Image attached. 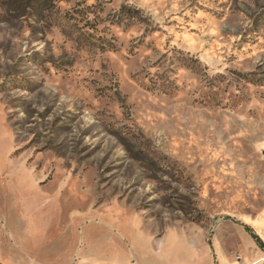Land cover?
I'll return each mask as SVG.
<instances>
[{
  "label": "rangeland",
  "instance_id": "374dc122",
  "mask_svg": "<svg viewBox=\"0 0 264 264\" xmlns=\"http://www.w3.org/2000/svg\"><path fill=\"white\" fill-rule=\"evenodd\" d=\"M263 210L264 0H0V264H220Z\"/></svg>",
  "mask_w": 264,
  "mask_h": 264
},
{
  "label": "crops",
  "instance_id": "0c3cea01",
  "mask_svg": "<svg viewBox=\"0 0 264 264\" xmlns=\"http://www.w3.org/2000/svg\"><path fill=\"white\" fill-rule=\"evenodd\" d=\"M260 214H262V216H260L257 219H255L256 216L250 217L251 218L250 221L245 220L244 218H242V222L247 227H251L253 229L255 234H252L251 236L253 237V235H256V234L258 236L260 235L259 237L260 238L262 237L261 238L262 239V243L264 244V210ZM242 217H244V216H242ZM259 221L262 222V225L258 224ZM256 228L258 230H254ZM260 232H262V234H259ZM240 235H241V238H242L241 250H242L243 254H245V256L242 257L243 261L246 262L247 264H251V263H253L255 261H258V263H256V264H262L260 259L264 255V246L262 245L261 248L257 247L255 249L254 247L251 246L252 243H254V242H253L252 237L248 233L243 232ZM220 264H238V262L236 260L230 261L229 258L226 255L220 253Z\"/></svg>",
  "mask_w": 264,
  "mask_h": 264
},
{
  "label": "built area",
  "instance_id": "2783aa9c",
  "mask_svg": "<svg viewBox=\"0 0 264 264\" xmlns=\"http://www.w3.org/2000/svg\"><path fill=\"white\" fill-rule=\"evenodd\" d=\"M235 260L238 262V264H247L246 262L243 261L241 255H236V259ZM260 261L262 262V264H264V255L262 256Z\"/></svg>",
  "mask_w": 264,
  "mask_h": 264
},
{
  "label": "bare ground",
  "instance_id": "6f19581e",
  "mask_svg": "<svg viewBox=\"0 0 264 264\" xmlns=\"http://www.w3.org/2000/svg\"><path fill=\"white\" fill-rule=\"evenodd\" d=\"M258 224L262 225V222L259 221ZM256 229H257V228H256ZM257 230H258V229H257ZM259 234H262V232H260ZM256 263H258V261H255V262H253V263H251V264H256Z\"/></svg>",
  "mask_w": 264,
  "mask_h": 264
},
{
  "label": "trees",
  "instance_id": "16d2710c",
  "mask_svg": "<svg viewBox=\"0 0 264 264\" xmlns=\"http://www.w3.org/2000/svg\"><path fill=\"white\" fill-rule=\"evenodd\" d=\"M253 237H254L257 241H259V238H258L256 235H253Z\"/></svg>",
  "mask_w": 264,
  "mask_h": 264
}]
</instances>
